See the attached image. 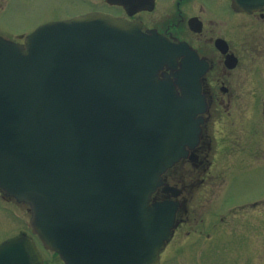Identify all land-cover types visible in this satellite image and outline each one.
<instances>
[{
	"label": "water",
	"instance_id": "water-1",
	"mask_svg": "<svg viewBox=\"0 0 264 264\" xmlns=\"http://www.w3.org/2000/svg\"><path fill=\"white\" fill-rule=\"evenodd\" d=\"M203 67L189 45L102 12L22 44L0 36V188L30 205L65 264L159 263L180 204L153 193L199 139ZM0 264L43 260L22 236L0 245Z\"/></svg>",
	"mask_w": 264,
	"mask_h": 264
},
{
	"label": "flooded vegetation",
	"instance_id": "flooded-vegetation-1",
	"mask_svg": "<svg viewBox=\"0 0 264 264\" xmlns=\"http://www.w3.org/2000/svg\"><path fill=\"white\" fill-rule=\"evenodd\" d=\"M102 1L107 11L105 9L101 11L140 21L144 30L155 28L173 41L186 40L192 44L193 41L198 40L197 42L201 44L195 47L200 55L211 64L212 68L209 71H214L210 73L215 80L213 82L215 87L218 82L213 74L215 77L230 74L225 68L220 67L222 62L224 63V56L215 47V39L224 37L231 42L228 32L231 19L228 17L227 25L220 31L215 23L225 24V21L216 18L214 14L216 11L214 8L221 6L231 11L230 0H217L216 3L210 4H208L209 0L205 2L203 0H125V6L114 4L115 0L111 3ZM234 13L236 14L233 15L235 17L233 22H236L237 26L242 24V20L240 21L242 17L257 16L264 20V9L253 11L248 15L247 12ZM195 16L201 20L202 30L200 32L192 31L189 26V20ZM210 82V76L207 74L206 84L209 89L207 96L210 108L205 114V124L200 140L193 149H189V156L181 158L164 174L165 182L174 188L175 200L182 203L177 212L179 224L172 241L177 233H183L187 229L185 239L179 245L183 246L185 243V246L190 247L199 244L201 247L200 243H202L205 264H257L258 261H264V207L262 204L264 191H258L257 186L251 185L248 180L238 184H235L234 180L243 173L261 172L258 170L264 169V161H260L261 167L251 166V160L245 157L242 158L244 162L237 161L242 154L237 150V144L244 139L231 138L226 139L227 142L224 139L219 143L214 141L212 118L210 119L211 105L216 100H220V103L223 100L227 104L230 103L231 91L225 85L217 95L216 89L210 87ZM223 135L225 137V134ZM217 146L220 148L218 149ZM235 164L239 165V168L242 166V169H234ZM262 174L264 175V171ZM263 187L264 185H260V188ZM252 192L256 193L254 197L250 195ZM172 194L170 193V197L173 196ZM258 194L262 196L257 198ZM164 196L165 193L162 191L157 193L159 198ZM2 197L9 204L13 203V200ZM195 199L197 204H202V206L205 204V218L192 217L195 210L199 208L197 204L193 206ZM203 221L205 226L202 224ZM8 230L11 236L16 235V228ZM233 238L242 248H237L235 251L236 260L231 259L225 252ZM240 241L243 244H240ZM257 252L259 253L258 258ZM222 254L227 256V263L219 260Z\"/></svg>",
	"mask_w": 264,
	"mask_h": 264
},
{
	"label": "rangeland",
	"instance_id": "rangeland-1",
	"mask_svg": "<svg viewBox=\"0 0 264 264\" xmlns=\"http://www.w3.org/2000/svg\"><path fill=\"white\" fill-rule=\"evenodd\" d=\"M203 1L205 2V0ZM216 1L217 0H209L208 4L216 3ZM103 4L102 0H0V33L17 39L18 34L30 32L43 23L68 19L90 8L100 7ZM214 9L216 10L214 12L215 17L222 21H227L228 17L231 20L235 19L232 11L226 7L221 6ZM215 26L221 31L226 25L219 22L215 23ZM235 28L236 27L233 29ZM261 33H264V23L257 20L253 22V24H241L236 33L231 32L229 34L231 38L230 44L238 54L241 65L238 70L234 71L232 74L230 73V76L222 77V79L224 81L228 80V84L230 85L231 77L235 79V76H237L240 85L246 86V93L255 85L254 82L260 79L261 76L256 73H262L264 71L262 51H255L253 49L257 42L262 41L259 36ZM250 35H255L253 36L255 39H251ZM261 43L264 49V40ZM249 81L253 82L248 83ZM258 99L259 98H257V100ZM262 110L263 107L260 105L250 108L247 116L245 118H239L241 121L240 123L236 122V127L232 126V123L227 120L218 121L220 114H223L222 110L216 112L215 116L213 114L214 122H211L214 141L219 143L224 141V139L226 142V139L230 140L231 138H238V140L244 139L240 144H237V150L242 153H240L241 156L238 157L237 161L242 163L244 162L242 158L245 157V159L251 160V166L256 167L260 166L261 160L264 161V118L261 116ZM236 118H238V116ZM223 134H225V137ZM217 148L219 149L220 147L217 146ZM250 157H252V159ZM238 166L239 165L235 164L234 169L241 170L242 166L240 168ZM258 171L263 173L264 169H259ZM261 172H256V174L253 172L243 173L234 180V183L238 184L241 181L248 180L251 185L257 186L258 191H264V187L260 188V185H264V175ZM255 194V192H252L250 195L254 197ZM261 196L262 195L258 194L257 198ZM196 201L195 199L193 206L197 204ZM262 204L264 207V196H262ZM197 205H199V208L195 210V214L192 217L205 218V204H203L204 206H202V204ZM17 207L18 208L13 209L12 206H9V208L0 206V242L11 235L8 229H14L16 226L19 228L23 225L21 223L23 222V217L26 222L28 217L30 218L26 210L27 206L18 204ZM202 224L205 226L204 221ZM22 227H24V225ZM186 231L187 229H185L183 233H177V236L168 249V251H172L174 254L169 253L168 256H166L168 251L164 253L162 259L163 264H203L202 260H200V262L198 259L199 256L201 259L204 256V254H202L204 253L202 252V250H204L202 243H200L201 247L199 244L190 247L185 246V243L183 246L179 245V243L185 239ZM240 244H243L242 241H240ZM237 248H240L238 241L233 238L231 243L227 245L225 252H227L231 259L236 260L234 254ZM259 253L257 252V258ZM43 255L48 264H62L59 262V258L57 256L54 257L52 253L43 252ZM219 260L222 263H227L228 258L225 254H222L219 256ZM257 264H264V261H258Z\"/></svg>",
	"mask_w": 264,
	"mask_h": 264
}]
</instances>
